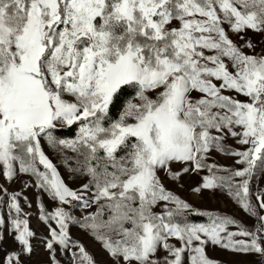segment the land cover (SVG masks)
<instances>
[{"label":"snow or ice","instance_id":"1","mask_svg":"<svg viewBox=\"0 0 264 264\" xmlns=\"http://www.w3.org/2000/svg\"><path fill=\"white\" fill-rule=\"evenodd\" d=\"M262 178L264 0H0V264H264Z\"/></svg>","mask_w":264,"mask_h":264},{"label":"rangeland","instance_id":"2","mask_svg":"<svg viewBox=\"0 0 264 264\" xmlns=\"http://www.w3.org/2000/svg\"><path fill=\"white\" fill-rule=\"evenodd\" d=\"M45 150L47 154L50 156V158H52L53 161L56 162L55 154L52 153L51 150L47 149V147H45ZM218 158L221 159L222 162H225L223 160V157H218ZM61 172L62 174H65L63 168H61ZM261 184H264V178H262ZM177 191L183 198L188 199L190 202L196 204L199 207L220 208V209L227 210L228 212L235 211V208L233 207V205L228 200L224 199L223 197H213L211 200H201L189 191L187 185L185 186L184 189H177ZM73 233L76 235H79L78 230L75 228L73 229ZM213 254L219 255V253H213ZM226 259L230 260V259H233V257H226Z\"/></svg>","mask_w":264,"mask_h":264},{"label":"trees","instance_id":"3","mask_svg":"<svg viewBox=\"0 0 264 264\" xmlns=\"http://www.w3.org/2000/svg\"><path fill=\"white\" fill-rule=\"evenodd\" d=\"M62 134H69V133H67V132L65 131V132H63ZM203 219H204V218H197V222H203Z\"/></svg>","mask_w":264,"mask_h":264}]
</instances>
